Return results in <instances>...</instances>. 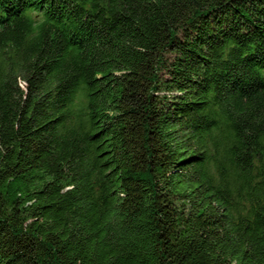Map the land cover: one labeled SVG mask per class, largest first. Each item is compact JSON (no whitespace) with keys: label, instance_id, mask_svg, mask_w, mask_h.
Instances as JSON below:
<instances>
[{"label":"trees","instance_id":"obj_1","mask_svg":"<svg viewBox=\"0 0 264 264\" xmlns=\"http://www.w3.org/2000/svg\"><path fill=\"white\" fill-rule=\"evenodd\" d=\"M0 264H264V0H0Z\"/></svg>","mask_w":264,"mask_h":264}]
</instances>
